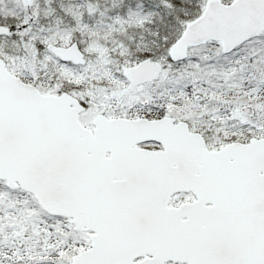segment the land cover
<instances>
[{
    "label": "snow or ice",
    "instance_id": "snow-or-ice-1",
    "mask_svg": "<svg viewBox=\"0 0 264 264\" xmlns=\"http://www.w3.org/2000/svg\"><path fill=\"white\" fill-rule=\"evenodd\" d=\"M0 264H264V0H0Z\"/></svg>",
    "mask_w": 264,
    "mask_h": 264
}]
</instances>
